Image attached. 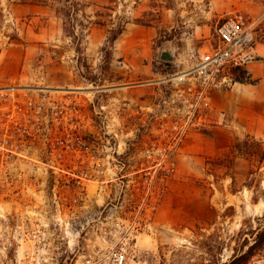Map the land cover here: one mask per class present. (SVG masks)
<instances>
[{"label":"rangeland","instance_id":"374dc122","mask_svg":"<svg viewBox=\"0 0 264 264\" xmlns=\"http://www.w3.org/2000/svg\"><path fill=\"white\" fill-rule=\"evenodd\" d=\"M31 2L0 0V264H98L121 247L125 264H200L205 246L226 262L251 242L264 167L232 146L264 141V0H86L88 21L128 22L108 55L106 28L76 53L53 8ZM233 15L253 30L257 61L214 92L213 120L175 169L152 168L142 108L157 87L140 83L203 54Z\"/></svg>","mask_w":264,"mask_h":264},{"label":"built area","instance_id":"2783aa9c","mask_svg":"<svg viewBox=\"0 0 264 264\" xmlns=\"http://www.w3.org/2000/svg\"><path fill=\"white\" fill-rule=\"evenodd\" d=\"M258 57L251 27L240 16H228L215 26L211 43L203 54L157 80L140 83L157 87V92L147 96L148 103L142 108L152 120L150 143L143 149L146 158L151 159L152 168L175 169L174 156L181 152L185 141L213 120L214 92L230 87L235 75L246 71ZM65 147L69 149L70 145ZM125 262L126 252L121 247L109 252L98 264Z\"/></svg>","mask_w":264,"mask_h":264},{"label":"trees","instance_id":"16d2710c","mask_svg":"<svg viewBox=\"0 0 264 264\" xmlns=\"http://www.w3.org/2000/svg\"><path fill=\"white\" fill-rule=\"evenodd\" d=\"M60 5L54 7L56 2ZM32 0V4L35 6H51L54 10L56 18L62 20L63 32H66V36L76 41L75 52L79 53L82 45V41L88 35L92 26H98L106 28V39L101 52L103 54H110L109 49L112 48L114 42L122 35L125 26L128 22L114 23L113 21L106 20L102 14H97L95 22H90L85 16L84 9L88 7L86 0ZM102 9L113 12L112 8L103 7ZM110 15V14H109ZM106 15L107 17H110ZM79 17L82 19L80 20ZM109 24V25H108ZM80 29V32L79 30ZM232 153L240 155L244 160L248 161L251 166L259 164L264 167V141H256L254 138L246 136L244 140H236L232 146ZM248 175H252L250 169ZM249 188L250 185L248 184ZM256 202V196L252 198ZM258 227L249 232L251 242L247 238H243L238 249H234L233 254L226 262H222L220 256L216 258V253L209 246L206 247V254L211 258L203 261L200 264H249L252 258L259 256L264 252V215L261 218H257Z\"/></svg>","mask_w":264,"mask_h":264},{"label":"water","instance_id":"95a60500","mask_svg":"<svg viewBox=\"0 0 264 264\" xmlns=\"http://www.w3.org/2000/svg\"><path fill=\"white\" fill-rule=\"evenodd\" d=\"M160 60L164 62H171L173 60L172 54L169 52L162 51L160 53Z\"/></svg>","mask_w":264,"mask_h":264},{"label":"crops","instance_id":"0c3cea01","mask_svg":"<svg viewBox=\"0 0 264 264\" xmlns=\"http://www.w3.org/2000/svg\"><path fill=\"white\" fill-rule=\"evenodd\" d=\"M125 27H126V26H125ZM118 39H119V38H118ZM118 39H117V40H118ZM117 40H116V41H117ZM116 41H115V42H116ZM115 42H114V43H115ZM238 86H240V85H237V87H236L237 90H239V89L241 88V87H238ZM131 89H132V88H131ZM133 89H134V88H133ZM215 104H216V99H215ZM216 105H217V104H216Z\"/></svg>","mask_w":264,"mask_h":264},{"label":"bare ground","instance_id":"6f19581e","mask_svg":"<svg viewBox=\"0 0 264 264\" xmlns=\"http://www.w3.org/2000/svg\"><path fill=\"white\" fill-rule=\"evenodd\" d=\"M238 87H241V86H238Z\"/></svg>","mask_w":264,"mask_h":264}]
</instances>
